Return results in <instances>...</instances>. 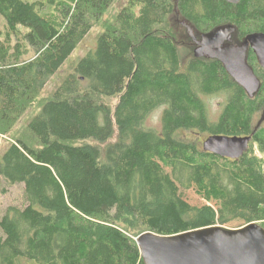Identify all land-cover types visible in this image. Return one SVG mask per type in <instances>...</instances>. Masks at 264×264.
Wrapping results in <instances>:
<instances>
[{"label":"trees","instance_id":"obj_1","mask_svg":"<svg viewBox=\"0 0 264 264\" xmlns=\"http://www.w3.org/2000/svg\"><path fill=\"white\" fill-rule=\"evenodd\" d=\"M114 1L0 0V195L4 182L24 187L21 203L0 213V264H144L142 232L264 220V166L248 153L264 151V125H255L264 70L252 53L262 73L250 96L217 63L184 54L188 36L173 30L183 18L200 32L231 24L240 39L264 32V0H178V12L176 0H129L104 17ZM96 25V49L46 93ZM221 92L228 98L213 121L201 95ZM158 107L160 131L145 125ZM181 127L252 139L229 159L182 140ZM154 160L157 175L147 171ZM167 167L206 203L182 198Z\"/></svg>","mask_w":264,"mask_h":264},{"label":"water","instance_id":"obj_2","mask_svg":"<svg viewBox=\"0 0 264 264\" xmlns=\"http://www.w3.org/2000/svg\"><path fill=\"white\" fill-rule=\"evenodd\" d=\"M229 29L227 34L234 27L229 26ZM223 35L210 37L205 44H213ZM244 42L243 48L250 45L264 68V32L250 33ZM250 74L251 79L237 80L253 95L260 80L251 70ZM251 139L249 135H212L205 140L203 149L222 157L239 158L248 150ZM136 242L144 264H264V227L256 222L239 228L209 226L173 235L145 231L136 237Z\"/></svg>","mask_w":264,"mask_h":264},{"label":"rangeland","instance_id":"obj_3","mask_svg":"<svg viewBox=\"0 0 264 264\" xmlns=\"http://www.w3.org/2000/svg\"><path fill=\"white\" fill-rule=\"evenodd\" d=\"M129 0H115L113 4L111 5L110 9L108 10L107 14L104 17H107L108 14L110 13H115L118 12L120 9H122ZM178 23V22H177ZM173 25V24H172ZM171 28V27H170ZM6 29L5 26V20L4 18L0 15V41L4 39V31ZM173 30L174 33L176 34V38H182L183 37V30L182 27H177L173 25ZM101 32V28L96 25L93 27L87 35L84 37V39L77 45V47L72 51V53L68 56V58L65 60L61 68L57 71V73L51 77L49 82L46 85L45 91L46 93H50L53 90L57 89V87L62 83L70 74V71L72 69V66L75 65V63L82 57L86 56L88 53L94 51L97 47L98 44V35ZM169 32V31H168ZM183 32V33H182ZM182 37H181V36ZM184 39V38H182ZM181 40V39H180ZM181 47L183 48L184 54H187L188 50H185V47L180 44ZM33 49H30L29 52L25 55V58H30L34 52L32 51ZM228 98V93L227 92H221L219 94H212L210 96H203L204 101L207 103V109H208V116L210 120H217L219 117V114L223 108V105L225 104L226 100ZM112 105L116 104L118 99L113 98L110 100ZM163 108L158 107L156 110H154L149 117L146 120L145 125L150 128H155L160 131L162 127L161 123V114H162ZM33 115V114H32ZM30 116V113L28 114L27 117ZM258 124H263L264 125V109L260 112L259 115H257L255 119V125ZM18 129V128H16ZM185 138L188 139H194L195 136L194 134L188 133V132H183L182 133ZM190 135V137H188ZM9 135L4 134L3 139H2V144L6 143L9 139ZM115 137L112 138L114 140ZM202 147V145H201ZM250 152V153H249ZM248 153L250 155H254L256 158L262 161V165L264 166V151H261L258 147V145L253 144L251 148L248 150ZM162 166V163L158 160H154L152 165L147 168V171L150 174L157 175L159 168ZM166 174H167V179L169 185L177 191V193L184 199H186L189 203L194 204V205H202L206 203V200L203 199L202 196H200L195 188H189V189H184L180 186V184L173 178L172 176V169L167 167L165 168ZM3 188H5V191L1 193L0 195V210L1 214L3 215V212L6 210L8 206L11 204H19L21 203V197L24 193V187L22 184H17L15 186L8 185L6 182L3 183ZM256 223L261 224L264 227V220L261 221H254ZM246 225L243 220H234L230 223H227L224 225L225 227L228 228H239ZM143 233V232H142Z\"/></svg>","mask_w":264,"mask_h":264},{"label":"flooded vegetation","instance_id":"obj_4","mask_svg":"<svg viewBox=\"0 0 264 264\" xmlns=\"http://www.w3.org/2000/svg\"><path fill=\"white\" fill-rule=\"evenodd\" d=\"M230 3H233L229 0H226ZM237 3V2H236ZM235 4V3H233ZM178 8V0H176V7L175 10L176 12ZM178 24L179 27H182L183 30V37L188 36L186 39H179L180 44H182L186 49H189L195 57L199 60H208L211 62L217 63V66L219 69H222L225 71L226 75L229 76V78H232L235 82H237L239 85H241L245 91L249 94L247 88L245 85H242L239 83V80H244V78H250L251 79V74L250 70L254 73L255 75L259 78L258 72H260V68H256L254 65V60L252 57V53H254L252 47L249 45L248 47L243 48L245 44V37L240 39L238 35L236 34V27L231 25V24H226V25H221L218 27H215L211 31L208 32H200L199 29L191 26L190 23L186 21V19L179 18L178 19ZM229 26H233L234 29L230 31V33L227 34ZM230 30V29H229ZM217 34H224L223 38L220 40L214 42L213 44L206 45V41L210 38L213 37ZM181 46V45H180ZM244 50V51H243ZM204 53V54H203ZM242 54V56H241ZM255 58L257 60L256 54L254 53ZM258 62V60H257ZM259 63V62H258ZM263 70L264 68L261 67ZM227 77V76H225ZM247 82V81H246ZM261 82V81H260ZM248 83H251V80H248ZM247 86L250 87V85L246 84ZM257 92V91H256ZM254 92V94L256 93ZM253 94V95H254ZM212 95V94H210ZM209 94H202L201 97L203 99V96H210ZM250 95V94H249ZM250 95V96H253ZM204 100V99H203ZM224 107V105H223ZM163 108V107H162ZM223 108L219 114V117L217 120H219L221 114H222ZM164 108L161 114V123H162V116H163ZM216 121V120H213ZM179 135L180 138L184 141H188L191 139H186L185 136L182 134L183 132H188V133H193L195 138L192 140H198L199 145H204L205 140L212 136V135H222V136H229L225 134H205L200 132L199 130H189L185 129L184 127H181L179 130ZM232 136V135H231ZM190 137V135H188ZM209 152V151H208ZM229 158V157H227ZM231 159V158H229Z\"/></svg>","mask_w":264,"mask_h":264},{"label":"bare ground","instance_id":"obj_5","mask_svg":"<svg viewBox=\"0 0 264 264\" xmlns=\"http://www.w3.org/2000/svg\"><path fill=\"white\" fill-rule=\"evenodd\" d=\"M172 37V36H171ZM204 54V53H203ZM255 73V72H254ZM261 83V82H260ZM252 125H253V123H252ZM32 236V235H31Z\"/></svg>","mask_w":264,"mask_h":264}]
</instances>
